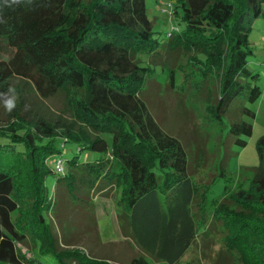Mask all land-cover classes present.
Segmentation results:
<instances>
[{"label": "trees", "instance_id": "obj_1", "mask_svg": "<svg viewBox=\"0 0 264 264\" xmlns=\"http://www.w3.org/2000/svg\"><path fill=\"white\" fill-rule=\"evenodd\" d=\"M170 8L183 26L163 42L145 0H0V46L8 51L0 95L18 79L38 98L62 93L69 109L23 115L12 105L0 124L1 262L117 264L83 248L102 243L92 193L115 187L117 222L139 250L126 264H179L212 226L239 264H264V134L245 184L231 188L230 173L219 197L208 199L211 183L197 201L186 151L142 98L161 66L170 84L197 99L222 145L246 146L252 125L243 118L255 116L247 104L261 94L247 66L249 35L264 0H170ZM178 53L189 54L186 65L164 63ZM65 144L77 150L64 160ZM80 150L99 156L81 162ZM71 209L79 222L65 214Z\"/></svg>", "mask_w": 264, "mask_h": 264}, {"label": "rangeland", "instance_id": "obj_2", "mask_svg": "<svg viewBox=\"0 0 264 264\" xmlns=\"http://www.w3.org/2000/svg\"><path fill=\"white\" fill-rule=\"evenodd\" d=\"M145 6L147 16L152 22L153 35L160 41L164 42L170 32L183 26L177 18L171 15L170 0H145ZM249 41L253 52L248 58L247 66L252 72L258 73L259 77L255 83L260 87L261 94L253 103L247 104L255 112V116L243 118L252 125L251 136L243 137L247 142L244 147L235 144L222 145L219 128L202 117L197 99L190 96V93H184L182 85V87H174L170 84L161 66H154L155 72L150 76L149 84L145 86L142 93V98L147 102L153 117L161 128L169 135L176 137L186 151L197 201L203 198L205 187L211 183L207 192L208 199L219 197L224 184L228 183L225 178L228 179L230 173L234 174L228 183L231 188H235L241 182L245 184L244 180L251 175L253 167L258 163L255 142L264 134V15L254 22ZM7 56V49L0 46V59ZM188 57V53L182 55L178 53L171 58V61L164 63L171 65L170 62H173V65L174 63L186 65ZM161 61L162 59L156 60L155 63ZM12 105L16 108L22 106L23 115L24 111L41 113L48 110L51 113L62 115H67L69 112L62 93L51 98H38L25 81L18 79L13 80L7 95H0V124L5 125L10 121ZM76 150L74 145L65 144L61 156L64 160L69 159L76 154ZM77 154L81 162L93 160L99 156L98 153L88 150H80ZM221 166L225 172L224 176L217 175L222 172L219 171ZM53 181L54 176L47 177L48 185H51ZM119 195V190L115 187L104 193H92L93 212L102 243L96 247L83 244V248L90 254L110 257L117 264H126L130 258L139 253V250L132 239L128 238L129 230L126 224L123 223L121 227L123 234L117 222L116 217L120 209L116 202ZM65 214L72 215L76 222H79L82 217L81 213L74 209ZM147 260L149 264H166L149 257ZM0 264L8 263L0 261ZM179 264H239V261L233 252L223 249L219 233L216 227L212 226L211 234L202 233L195 238Z\"/></svg>", "mask_w": 264, "mask_h": 264}, {"label": "built area", "instance_id": "obj_3", "mask_svg": "<svg viewBox=\"0 0 264 264\" xmlns=\"http://www.w3.org/2000/svg\"><path fill=\"white\" fill-rule=\"evenodd\" d=\"M57 168H58V170L61 169L60 162L57 163Z\"/></svg>", "mask_w": 264, "mask_h": 264}, {"label": "crops", "instance_id": "obj_4", "mask_svg": "<svg viewBox=\"0 0 264 264\" xmlns=\"http://www.w3.org/2000/svg\"><path fill=\"white\" fill-rule=\"evenodd\" d=\"M102 242V241H101Z\"/></svg>", "mask_w": 264, "mask_h": 264}]
</instances>
